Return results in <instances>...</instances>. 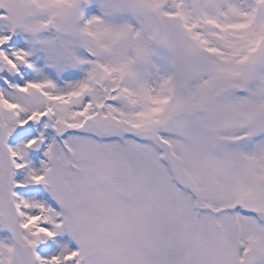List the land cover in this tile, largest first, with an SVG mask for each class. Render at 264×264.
<instances>
[{"label": "snow or ice", "instance_id": "obj_1", "mask_svg": "<svg viewBox=\"0 0 264 264\" xmlns=\"http://www.w3.org/2000/svg\"><path fill=\"white\" fill-rule=\"evenodd\" d=\"M0 264H264V0H0Z\"/></svg>", "mask_w": 264, "mask_h": 264}]
</instances>
